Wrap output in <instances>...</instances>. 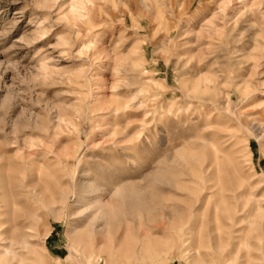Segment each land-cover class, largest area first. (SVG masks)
Masks as SVG:
<instances>
[{"label": "rangeland", "instance_id": "1", "mask_svg": "<svg viewBox=\"0 0 264 264\" xmlns=\"http://www.w3.org/2000/svg\"><path fill=\"white\" fill-rule=\"evenodd\" d=\"M0 222L4 264H264V0H0Z\"/></svg>", "mask_w": 264, "mask_h": 264}, {"label": "bare ground", "instance_id": "2", "mask_svg": "<svg viewBox=\"0 0 264 264\" xmlns=\"http://www.w3.org/2000/svg\"><path fill=\"white\" fill-rule=\"evenodd\" d=\"M87 191V190H86ZM99 193V192H98ZM96 202L98 204H101V200H100V197L96 199ZM2 225V222H0V227ZM7 231H4V232H0V238L6 233ZM3 239V238H2ZM5 239V238H4ZM4 249L6 250L5 253H10V251H12V248L10 246H7V245H4ZM4 252H0V255H3L5 254ZM15 254V253H14ZM9 264V261L7 262ZM0 264H4V262L1 260L0 258Z\"/></svg>", "mask_w": 264, "mask_h": 264}]
</instances>
